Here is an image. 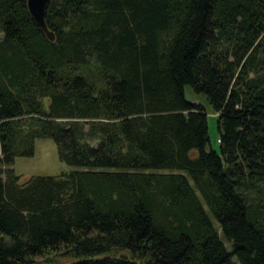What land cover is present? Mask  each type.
I'll return each instance as SVG.
<instances>
[{
	"label": "trees",
	"instance_id": "trees-1",
	"mask_svg": "<svg viewBox=\"0 0 264 264\" xmlns=\"http://www.w3.org/2000/svg\"><path fill=\"white\" fill-rule=\"evenodd\" d=\"M45 24L0 0V264H264V0H54ZM37 140L73 170L16 175Z\"/></svg>",
	"mask_w": 264,
	"mask_h": 264
},
{
	"label": "rangeland",
	"instance_id": "rangeland-1",
	"mask_svg": "<svg viewBox=\"0 0 264 264\" xmlns=\"http://www.w3.org/2000/svg\"><path fill=\"white\" fill-rule=\"evenodd\" d=\"M185 97L187 100L193 103H205L202 97L196 96L190 87H185ZM207 124H208V137L209 143L208 150L219 151L217 142L218 130L216 116L210 113L207 109ZM13 169L16 175L21 179H27L31 176H54L62 171L73 170V168L67 166L61 162L57 155L56 146L51 140H37L35 142L34 155L28 158H16ZM226 248L230 247L224 241ZM38 264H70L72 259L68 257L54 256L51 259H38Z\"/></svg>",
	"mask_w": 264,
	"mask_h": 264
},
{
	"label": "water",
	"instance_id": "water-1",
	"mask_svg": "<svg viewBox=\"0 0 264 264\" xmlns=\"http://www.w3.org/2000/svg\"><path fill=\"white\" fill-rule=\"evenodd\" d=\"M54 0H27V9L37 24V26L45 33L48 40L53 41V34L50 33L45 24L46 10L49 4Z\"/></svg>",
	"mask_w": 264,
	"mask_h": 264
}]
</instances>
